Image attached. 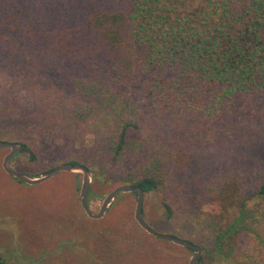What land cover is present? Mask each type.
<instances>
[{
  "label": "trees",
  "instance_id": "16d2710c",
  "mask_svg": "<svg viewBox=\"0 0 264 264\" xmlns=\"http://www.w3.org/2000/svg\"><path fill=\"white\" fill-rule=\"evenodd\" d=\"M21 119L29 135L2 139ZM263 124L264 0H0V140L37 161L40 136L104 183L153 190L161 180L140 173L143 155L130 163L131 127L193 176L190 213L214 231V250L244 225L242 251L256 264L264 166L228 160ZM86 149L98 160H79Z\"/></svg>",
  "mask_w": 264,
  "mask_h": 264
},
{
  "label": "rangeland",
  "instance_id": "374dc122",
  "mask_svg": "<svg viewBox=\"0 0 264 264\" xmlns=\"http://www.w3.org/2000/svg\"><path fill=\"white\" fill-rule=\"evenodd\" d=\"M121 114L131 118L128 109L124 108ZM28 123L22 119L13 121L9 125L11 131L1 135L2 139L8 134L10 139L26 137ZM131 129L128 128L127 144L130 163L133 165L136 161L132 152H140L143 155L140 173H151L161 180L158 188L144 192L142 219L157 232L189 238L203 246L197 264H256L242 251L252 235V230L242 224L243 229L236 228L232 232L236 239L230 238L219 252L214 250V231L209 226L196 224L190 213L193 195L198 192L193 186V176L173 169L165 155L150 153L139 134ZM257 131L241 151L238 147L240 154L228 160L230 164L242 160L245 166L250 162L256 165L255 172L263 168L264 124ZM36 142L37 161L31 160L27 152L17 151L9 158L8 165L36 176L65 158L54 141L48 143L39 136ZM218 145L227 143L220 140ZM8 149L0 148V162ZM82 152L79 155L82 157L77 156L79 160H98L95 151ZM90 170L87 202L90 210L96 212L107 191L122 183L111 181L110 186L109 182H102L96 168ZM80 178L81 173L58 171L41 183L28 185L8 176L0 165V258L3 264H186L192 249L150 235L137 224L133 218L136 194L131 191L118 192L100 218L87 217L78 201ZM164 197L169 211L162 204ZM259 228L264 236V221Z\"/></svg>",
  "mask_w": 264,
  "mask_h": 264
},
{
  "label": "water",
  "instance_id": "95a60500",
  "mask_svg": "<svg viewBox=\"0 0 264 264\" xmlns=\"http://www.w3.org/2000/svg\"><path fill=\"white\" fill-rule=\"evenodd\" d=\"M8 147L9 149L1 158V168L2 170L11 178L17 179L25 184L34 185L41 183L50 177H52L58 171H66V172H73V173H81V178L79 182V189H78V201L81 209L85 213V215L89 218L97 219L100 218L106 211L108 205L114 198V196L118 192H129L134 191L136 192L135 196V203L133 207V218L137 222V224L147 233L153 235L155 237H161L163 239L169 240L172 243L184 247H192L193 251L189 256L186 264H196L201 253V247L194 245L186 240H181L175 236L166 233H160L155 231L151 228L141 217V204L144 196V191L139 186H131L130 184H119L111 188L107 193L103 196L100 205L96 212L90 210L87 202V192L88 186L91 177V170L86 168L80 163L68 164L65 162H60L57 165L39 173L36 176H29L23 172L18 170L12 169L8 165L9 158L19 151L20 146L17 142H10L5 140H0V148Z\"/></svg>",
  "mask_w": 264,
  "mask_h": 264
},
{
  "label": "flooded vegetation",
  "instance_id": "af4514ba",
  "mask_svg": "<svg viewBox=\"0 0 264 264\" xmlns=\"http://www.w3.org/2000/svg\"><path fill=\"white\" fill-rule=\"evenodd\" d=\"M192 250H193V248L192 247H190Z\"/></svg>",
  "mask_w": 264,
  "mask_h": 264
}]
</instances>
